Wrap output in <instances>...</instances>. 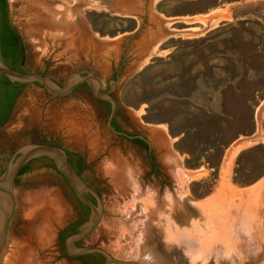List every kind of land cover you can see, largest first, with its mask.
<instances>
[{
  "label": "rangeland",
  "instance_id": "rangeland-1",
  "mask_svg": "<svg viewBox=\"0 0 264 264\" xmlns=\"http://www.w3.org/2000/svg\"><path fill=\"white\" fill-rule=\"evenodd\" d=\"M7 4L24 43L22 69L57 86L73 71L95 75L101 93L110 89L115 128L141 135L149 150L111 130L112 102L89 84L54 94L18 82L0 125V173L26 143L79 152L102 213L75 248L98 247L111 259L100 251L67 254V233L95 212L49 156L38 155L12 185L15 211L0 264H134L143 235L162 264H197L200 251L190 246L184 254L169 235L201 247L228 244L222 221L241 213L264 241V0ZM12 83L0 76V111ZM247 264H264V254Z\"/></svg>",
  "mask_w": 264,
  "mask_h": 264
},
{
  "label": "water",
  "instance_id": "water-1",
  "mask_svg": "<svg viewBox=\"0 0 264 264\" xmlns=\"http://www.w3.org/2000/svg\"><path fill=\"white\" fill-rule=\"evenodd\" d=\"M2 75L5 76L11 82L36 81L40 83L47 91L54 94L69 93L79 84L86 82L90 85L93 93L98 98L106 99L112 102L111 114L113 113V100L110 96H108V91H105L103 93L100 92V80L93 74L83 73L80 71H73L65 78L61 86H57L54 85V83L42 73L11 68L0 61V76ZM94 81L97 83L96 87L92 85V82ZM17 151H19L20 154L16 157L14 161H10L9 159L5 169L0 173V257L2 255V250L4 248L8 235L9 223L15 211L16 202L12 191V185L14 183L16 174L20 167L30 158H33L38 155H47L55 161V164L58 169L65 173L70 185L72 186L73 190L75 191L78 197L82 199V192L90 191L96 197L97 205L100 206L99 209H97V206H91L95 214L87 223V226L83 230L76 232L66 238L67 252L71 255H74L86 251L96 250L105 253L109 257V259H111L109 254H107L104 250L98 247L76 249L72 246V242L74 240L83 238L93 230V228L100 219L102 213V203L98 193L93 188L89 187L88 185H85L74 174V172L69 166L64 149L46 142H30L21 146ZM75 183L79 185V188H77ZM70 246H72L75 250L70 251L68 249Z\"/></svg>",
  "mask_w": 264,
  "mask_h": 264
},
{
  "label": "flooded vegetation",
  "instance_id": "flooded-vegetation-1",
  "mask_svg": "<svg viewBox=\"0 0 264 264\" xmlns=\"http://www.w3.org/2000/svg\"><path fill=\"white\" fill-rule=\"evenodd\" d=\"M0 61L3 64H5V65H7V66H9L11 68H15V69H22V64L25 62V49H24L23 40H22L21 35L18 32L17 28L10 21L9 13H8V4L4 0H0ZM22 70H24V69H22ZM83 84H87V83L83 82V83L79 84L78 86H82ZM106 91H108V94L110 93L109 88ZM104 101L110 102L109 100H104ZM107 123H108L109 127L111 128V130H113L116 133H119V134H122V135L126 136L134 145L139 146V147H141L143 149H146V151L149 150V146H148L147 140L144 137H142L141 135H139V134H130V135L129 134H125L123 131L119 130L118 128H115V126H114L115 125V120H114L112 114H110L109 118L107 119ZM49 144L59 146V145H57L55 143H51V142H49ZM64 151L66 153L67 161L69 163V166L72 169V171L74 172V174L85 185H88L89 187L93 188L97 192L95 187L92 184L86 182L83 179L82 175H81V170L85 168L83 166L84 162H83L82 155L79 152H77V151L70 152L67 149H64ZM49 158L51 159L55 170L70 185V183L68 181V178L65 175V173H63L61 170L58 169V167L55 164V161L51 157H49ZM22 166L18 170L16 176H18L20 174ZM70 187L72 188L71 185H70ZM72 190H73V188H72ZM73 192H74L76 198L78 199V201L81 203V205L84 208H86L88 211H92L91 206H97V199L94 196V194L91 193L90 191H83L82 192V199L77 196V194L75 193L74 190H73ZM84 228H78V227L75 226L74 228H72L67 233L66 236L68 237V236H70V235H72V234H74L76 232H79V231L83 230ZM89 234H87V235H89ZM86 236H84L83 238H85ZM83 238L74 240L72 242V246L75 248L76 247L75 243H77L79 240H81ZM90 252H97V251L96 250H91V251L82 252L80 254H74L72 256H81V255H84V254H87V253H90ZM67 254H69V253L67 252ZM69 255H71V254H69Z\"/></svg>",
  "mask_w": 264,
  "mask_h": 264
},
{
  "label": "clouds",
  "instance_id": "clouds-1",
  "mask_svg": "<svg viewBox=\"0 0 264 264\" xmlns=\"http://www.w3.org/2000/svg\"><path fill=\"white\" fill-rule=\"evenodd\" d=\"M222 224L224 231L230 237L228 244L222 240H216L201 247L199 241H194L191 237L181 234L171 242V245H185L184 254L190 246L198 249L201 260L197 261V264H247L249 260H254L257 256L264 254V241L257 239L255 224L246 213L238 216L228 215L223 219ZM141 258L149 264L154 261L151 253L147 251L138 259Z\"/></svg>",
  "mask_w": 264,
  "mask_h": 264
},
{
  "label": "bare ground",
  "instance_id": "bare-ground-1",
  "mask_svg": "<svg viewBox=\"0 0 264 264\" xmlns=\"http://www.w3.org/2000/svg\"><path fill=\"white\" fill-rule=\"evenodd\" d=\"M256 190V189H255ZM145 226V225H144ZM141 236V235H140ZM146 235H143L142 236V238H143V243L141 244V240H140V242H139V245H138V249L140 250V256L142 257L143 256V253L145 252V251H147V252H149V253H151V255L153 256V258H154V261L152 262V264H162L161 262H160V260L158 259V257H157V254L154 252V251H156V250H153V249H149V242H147V239H146V237H145ZM179 236V235H178ZM169 237L171 238V240L172 241H174L175 240V236H170L169 235ZM188 249V248H187ZM153 250V251H152ZM139 256V257H140ZM160 258V257H159ZM161 259V258H160ZM134 264H149V262H147V261H144L142 258L139 260V259H137V260H135V262H134Z\"/></svg>",
  "mask_w": 264,
  "mask_h": 264
},
{
  "label": "trees",
  "instance_id": "trees-1",
  "mask_svg": "<svg viewBox=\"0 0 264 264\" xmlns=\"http://www.w3.org/2000/svg\"><path fill=\"white\" fill-rule=\"evenodd\" d=\"M4 1L7 3V0H4ZM18 70H22V69H18ZM9 82H11V81H9ZM17 83L18 82L12 83L15 86L14 88H12V89L6 88L8 91L5 90V91H7L6 92V96H9V99H8L7 104L5 106H3L1 111H0V125H2V123L5 121V118H6L7 113H8L9 106L11 104L12 97L18 92L19 86L17 85Z\"/></svg>",
  "mask_w": 264,
  "mask_h": 264
}]
</instances>
